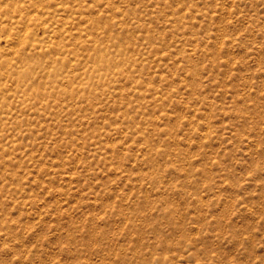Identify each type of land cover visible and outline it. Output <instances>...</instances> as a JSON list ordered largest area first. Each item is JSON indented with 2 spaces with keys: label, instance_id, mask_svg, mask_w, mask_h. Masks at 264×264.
I'll return each mask as SVG.
<instances>
[{
  "label": "rangeland",
  "instance_id": "obj_1",
  "mask_svg": "<svg viewBox=\"0 0 264 264\" xmlns=\"http://www.w3.org/2000/svg\"><path fill=\"white\" fill-rule=\"evenodd\" d=\"M0 264H264V0H0Z\"/></svg>",
  "mask_w": 264,
  "mask_h": 264
}]
</instances>
